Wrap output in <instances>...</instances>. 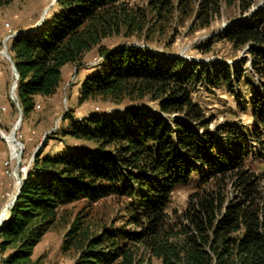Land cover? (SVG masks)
Instances as JSON below:
<instances>
[{
	"label": "trees",
	"instance_id": "trees-1",
	"mask_svg": "<svg viewBox=\"0 0 264 264\" xmlns=\"http://www.w3.org/2000/svg\"><path fill=\"white\" fill-rule=\"evenodd\" d=\"M258 1L55 0L34 32L6 41L21 126L39 98L57 94L62 67L79 72L93 51L88 61L96 63L86 65L98 69L80 81L78 104L126 102L80 119L66 110L60 134L80 143L35 153L0 226L6 264H38L35 247L61 222L68 226L61 250L72 253L69 264H264V171L253 168L264 156V3L251 10ZM10 3L0 0V8ZM222 7L242 16L213 38L243 49L245 69L246 57L196 62L105 43L121 35L153 41L177 18H190L191 30L208 27ZM253 80L252 122L210 128L213 117L193 98V85L248 87ZM185 186L193 188L185 206L172 208V193ZM108 198L125 212L121 220L97 221L85 211ZM80 201L86 204L67 215Z\"/></svg>",
	"mask_w": 264,
	"mask_h": 264
},
{
	"label": "rangeland",
	"instance_id": "rangeland-1",
	"mask_svg": "<svg viewBox=\"0 0 264 264\" xmlns=\"http://www.w3.org/2000/svg\"><path fill=\"white\" fill-rule=\"evenodd\" d=\"M146 0H130L133 4H143ZM264 0H259L251 8H256ZM55 6V0H11L7 6L0 8V49L2 48V40L7 35L18 30H29L35 25L40 24L41 18L52 13ZM242 14L238 12L236 7L225 8L222 7L221 13L216 17L208 27L191 30V20L175 19L171 21L170 26L166 27L162 34L154 38L153 41L146 40L142 37L118 36L105 41L110 46H116L121 43L148 46L158 52H164L168 55H178L185 59H190L196 62L224 60L226 62L243 61L241 67L245 69L248 66L247 54L243 49H235L226 40L214 39L213 35L220 32L222 28L228 25L232 20L238 19ZM8 23V25H5ZM169 43L170 45H168ZM208 44L209 46H206ZM205 45V46H204ZM8 52V51H7ZM96 55L93 51L90 55L85 57L87 63ZM89 60V61H88ZM96 61L89 62L93 65ZM86 63V64H87ZM82 65L79 72L76 73L74 67L70 66V72L66 77L64 67L62 72V84L57 94L50 98H39L40 108H37L31 114L29 121L20 126L18 130V139L25 145L22 158L17 167L18 178L22 176V166H27V162L38 149L44 147V152L55 153L61 150L65 145H71L75 142L71 138L63 137L60 130L66 126L67 120H64V114L67 109H72L71 115L73 118L79 117L93 112H110L121 109L126 102L121 104H113L109 101L93 100L86 101L82 104L77 102V90L80 81L88 73L95 72L98 67ZM10 62L7 58L0 54V104H4L7 110L2 114L3 129L9 133L12 124L17 120L18 109L16 111L14 105L9 99V91L13 82L12 70ZM6 68V70H5ZM5 71V73H4ZM258 83L256 80L251 82V85L245 87L243 85H233L232 88L228 86H214L207 87L203 83L193 85V98L198 101L199 105L204 109L207 115L213 117L210 128L218 123L230 122L236 126L249 125L252 122L250 101L254 97V92ZM256 94V93H255ZM142 103L153 106L146 99ZM98 110H95V109ZM12 113V117L10 112ZM70 111V110H69ZM8 146L6 142L0 138V179L2 178L5 185L2 195L0 196V206L5 202L3 194L12 188L13 178L6 173V166L3 164L8 158ZM262 161L255 162L253 168L257 172L264 171V156ZM21 163V164H20ZM16 162L13 161V169ZM11 184V185H9ZM191 186L178 187L171 198V207L178 210L182 209L188 195L192 192ZM1 193V192H0ZM86 203L84 201L77 202L68 207L67 215L75 214ZM120 205L116 200L108 198L103 199L93 204L89 211L90 215L95 220H107L118 216L121 220L125 212H120ZM1 208V207H0ZM122 211V210H121ZM68 220V216L66 217ZM70 220V219H69ZM67 223L61 222L54 225L35 247L32 256V261L37 260L38 264H69L73 258L72 253L65 254L61 250V242L65 231L67 230ZM157 264V262H154Z\"/></svg>",
	"mask_w": 264,
	"mask_h": 264
},
{
	"label": "built area",
	"instance_id": "built-area-1",
	"mask_svg": "<svg viewBox=\"0 0 264 264\" xmlns=\"http://www.w3.org/2000/svg\"><path fill=\"white\" fill-rule=\"evenodd\" d=\"M5 25H8V23H6ZM12 34V33H11ZM10 35V34H9ZM9 35H7L6 37H8L5 41L4 39L2 40V48L0 49V54L2 56H4L2 54V49H3V45L5 44L6 45V41L11 38L9 37ZM5 38V37H4ZM6 49H7V45H6ZM157 53H160L158 51H156ZM5 57V56H4ZM6 58V57H5ZM94 63V62H93ZM2 74V70L0 69V75ZM14 78L13 74H12V79ZM9 99L11 101V103L18 109L17 107V100H16V94H15V89H14V92L13 93H10L9 91ZM37 108H40V105H37ZM7 110V107L4 105V104H0V138H2L7 146H8V158L4 161V165L6 166V173L9 174L10 176H12L13 178V186L10 190L6 191L4 194H3V197H5V202L2 204L1 208H0V214L1 213H4L6 214L7 212V209L11 206V205H8L9 201H11L15 195H16V183H15V180H16V175L18 176V173H17V167H18V164H19V161L20 159L22 158L21 156L23 155V151L25 150V145L22 143V141H20V139H18L19 136H16L18 135V130L19 128H17L16 132H15V137L17 138V140H19V142H17V146L14 147V152L12 151V148H11V145L9 143V138L11 139L10 137V132L12 131L13 129V126L14 124H16V121L12 124V128H11V131L9 133H7L3 127H2V124H3V117H2V114ZM95 110H98L97 108ZM105 113H108V112H105ZM81 118V116L79 117V119ZM21 126V125H20ZM12 140V139H11ZM13 161L16 162V166L14 167L13 169ZM30 161V159H29ZM29 161L27 162V166H22L21 167V170H22V176L19 177L20 179H22L24 173L28 170V164H29ZM21 164V163H20ZM30 165V164H29ZM15 171V174L13 173ZM11 185V184H9ZM5 216V215H4ZM0 264H6V254L4 253H1L0 252Z\"/></svg>",
	"mask_w": 264,
	"mask_h": 264
},
{
	"label": "water",
	"instance_id": "water-1",
	"mask_svg": "<svg viewBox=\"0 0 264 264\" xmlns=\"http://www.w3.org/2000/svg\"><path fill=\"white\" fill-rule=\"evenodd\" d=\"M42 20H43V17L41 18L40 22H41ZM38 25H39V24L35 25L34 28H31V29H29V30H18V31H15V32H13L12 34H10L9 37H13V36H15L16 34H23V33L34 32V31L36 30V28L38 27ZM7 38H8V37L4 38V41H5ZM1 52H2V54H3V55L9 60L10 65H11V70H12V74H13L14 78H13V82H12V85H11V88H10V93H13V92H14V89H15V86H16V80H17L18 74H17V72H16V70H15V67H14V64H13V62H12V60H11L10 55H9L8 52H7V49H6V45H5V44L3 45V49H2ZM16 105H17V107H18V112H19L18 117H17V120H16V125H17V126L14 127V128L12 129V131L10 132V137H11V139H12L13 141L19 142V140H17V138L15 137V132H16L17 128H19L20 125H21V122H22V113H21V109L19 108V104L17 103ZM32 160H33V155H32V157L30 158L29 164L32 162ZM29 164H28V166H29ZM26 174H27V171L24 173L22 179L19 178L20 181L18 180L19 182H18V185H17V187H16V195H15V197H14L11 201H9L8 205H11V204L14 202V200L16 199L17 195L19 194V192H20V190H21L22 182L25 180ZM16 178H17V175H16ZM4 215H5V212L0 214V226H2V224H3V218H4Z\"/></svg>",
	"mask_w": 264,
	"mask_h": 264
},
{
	"label": "crops",
	"instance_id": "crops-1",
	"mask_svg": "<svg viewBox=\"0 0 264 264\" xmlns=\"http://www.w3.org/2000/svg\"><path fill=\"white\" fill-rule=\"evenodd\" d=\"M71 65H67V67H64V73H65V75H66V77L68 76V73L70 72V69H71V67H70ZM5 70H6V68H5ZM4 73H5V71H4ZM12 111L10 112V114H11V117H12ZM4 188H5V185L3 184V180H2V178L0 179V196L2 195V191L4 190ZM1 207V206H0Z\"/></svg>",
	"mask_w": 264,
	"mask_h": 264
},
{
	"label": "bare ground",
	"instance_id": "bare-ground-1",
	"mask_svg": "<svg viewBox=\"0 0 264 264\" xmlns=\"http://www.w3.org/2000/svg\"><path fill=\"white\" fill-rule=\"evenodd\" d=\"M17 125L16 124H14V126H13V128L14 127H16ZM9 143H10V145H11V148H12V151L14 152V147H16L17 145V142L16 141H13V140H11L10 138H9ZM14 174H15V171L13 172ZM19 180V178H18V176H17V178H16V180H15V183H16V186L18 185V182L20 181H18Z\"/></svg>",
	"mask_w": 264,
	"mask_h": 264
}]
</instances>
